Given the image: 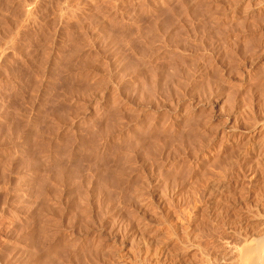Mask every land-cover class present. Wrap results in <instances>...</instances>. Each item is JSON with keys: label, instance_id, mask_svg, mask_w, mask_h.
<instances>
[{"label": "rangeland", "instance_id": "1", "mask_svg": "<svg viewBox=\"0 0 264 264\" xmlns=\"http://www.w3.org/2000/svg\"><path fill=\"white\" fill-rule=\"evenodd\" d=\"M262 121L264 0H0V264L218 259Z\"/></svg>", "mask_w": 264, "mask_h": 264}, {"label": "bare ground", "instance_id": "2", "mask_svg": "<svg viewBox=\"0 0 264 264\" xmlns=\"http://www.w3.org/2000/svg\"><path fill=\"white\" fill-rule=\"evenodd\" d=\"M43 1V0H42ZM86 2V1H85ZM79 3V2H78ZM81 3V2H80ZM83 3V1H82ZM79 6V5H78ZM84 9V8H83ZM72 12V11H71ZM63 20V19H62ZM189 45V44H188ZM164 47V46H163ZM196 48V47H195ZM180 52V51H179ZM183 52V51H182ZM189 52V51H188ZM172 54V53H171ZM170 57V56H169ZM177 59V58H176ZM175 61V60H173ZM188 61V60H187ZM249 63V62H248ZM205 64V63H204ZM180 67V66H179ZM249 67V66H248ZM207 68V67H206ZM91 69V68H90ZM186 70V69H185ZM95 71V70H94ZM89 72V71H88ZM156 72V71H155ZM176 72V71H175ZM182 72V71H181ZM179 73V72H178ZM194 73V72H193ZM150 74V73H149ZM86 76V75H85ZM140 76V75H139ZM150 78V77H149ZM134 79V78H133ZM146 80V79H145ZM157 80V78H156ZM160 80V79H159ZM135 81V80H134ZM179 81V80H178ZM188 82V81H187ZM159 83V82H158ZM194 83V82H193ZM186 85V84H185ZM117 86V84H116ZM181 89V88H180ZM221 89V88H220ZM123 94V93H122ZM126 96V95H125ZM113 98V97H112ZM126 98V97H125ZM108 99V98H107ZM127 99V98H126ZM118 100V99H117ZM113 103V102H112ZM119 104V102H118ZM110 106V105H109ZM249 107V106H248ZM244 108V107H243ZM230 113V112H229ZM224 114V113H223ZM243 114V113H242ZM227 116V115H226ZM236 119V118H235ZM150 121V120H149ZM258 121V120H257ZM253 123V122H252ZM255 123V122H254ZM258 123V122H257ZM251 124V123H250ZM252 125V124H251ZM254 125V124H253ZM244 126V125H243ZM248 126V125H247ZM122 127V126H121ZM229 128H231L230 126H228ZM107 128V127H106ZM233 128V127H232ZM250 130L248 131V134H250L251 136H257L259 133H261L262 131L264 132V121L256 124L254 126H250L248 127ZM235 129V128H234ZM244 129V128H243ZM232 131V130H231ZM246 131V133H247ZM126 132V131H125ZM152 132V131H151ZM240 132V131H239ZM243 132V131H242ZM214 133V132H213ZM228 133V132H227ZM232 133V132H231ZM244 133V132H243ZM230 134V133H229ZM235 134V133H234ZM224 135V134H223ZM238 135V133H237ZM264 135L261 134V136ZM239 136V135H238ZM116 137V136H115ZM226 137V136H225ZM237 137V136H236ZM248 137V136H247ZM264 137V136H263ZM263 137L261 138V140H259V143L258 145L256 146H252L251 144V149H250V154L252 153H257V156H259L260 158H264V139ZM238 138V137H237ZM236 138V139H237ZM260 136L256 139H259ZM250 139V138H248ZM246 139V141L248 140ZM252 139V138H251ZM256 139H254L256 141ZM209 140V139H208ZM253 140V139H252ZM251 140V141H252ZM209 142V141H208ZM248 142V141H247ZM246 143V142H245ZM253 143H256V142H253ZM207 144V143H206ZM254 145V144H253ZM241 146V145H240ZM250 147V146H249ZM241 150V149H240ZM248 152V151H247ZM245 152V153H247ZM243 155V154H242ZM262 156V157H261ZM257 158V157H256ZM255 159V158H254ZM259 159V158H258ZM260 160V159H259ZM257 162V160H256ZM255 162V163H256ZM251 163V162H250ZM259 164V163H258ZM261 164V163H260ZM58 165V164H57ZM232 165V164H231ZM230 165V166H231ZM241 165V164H240ZM250 165V164H249ZM59 168V167H58ZM65 168V167H64ZM240 168V167H238ZM256 168V167H255ZM254 168V170H255ZM257 169V168H256ZM235 170V169H234ZM241 170V169H239ZM238 170V171H239ZM252 170V169H251ZM250 170V171H251ZM258 170V169H257ZM256 170V171H257ZM255 171V172H256ZM55 173V172H54ZM254 175V173H253ZM216 176V175H215ZM233 176V175H232ZM240 176V175H239ZM237 176V177H239ZM235 177V178H237ZM254 177V176H253ZM53 178V177H52ZM234 178V179H235ZM252 178V176H251ZM217 180V179H216ZM254 180V179H253ZM72 181V180H71ZM222 181V179H221ZM216 182V181H215ZM218 182V181H217ZM231 182V181H229ZM254 183V182H253ZM257 183V181H256ZM234 184V182H233ZM261 184V183H260ZM230 185V184H229ZM32 186V185H31ZM219 186V185H217ZM248 186V184L246 185ZM229 186H225V187H220L221 191L223 189H226L228 188ZM262 187V186H260ZM244 188V187H243ZM229 189V188H228ZM240 189V188H239ZM245 189V188H244ZM213 190V188H212ZM216 190V189H215ZM219 190V191H220ZM243 190V189H242ZM247 190V189H246ZM253 190V189H252ZM218 191V192H219ZM240 191V190H239ZM258 191V190H257ZM56 192V191H55ZM90 192V191H89ZM154 192V191H153ZM213 192V191H212ZM259 192V191H258ZM256 192V193H258ZM226 193V192H225ZM233 193V192H232ZM227 194V193H226ZM229 194V193H228ZM254 194V193H253ZM259 195V198L258 200L260 201V207L263 208L264 210V188H261L260 189V192L258 193ZM66 195V194H65ZM224 196V194H223ZM222 196V197H223ZM137 197V196H136ZM221 198V197H219ZM225 198V197H224ZM17 199V198H16ZM242 199V198H241ZM255 199V198H254ZM234 200V199H233ZM144 201V200H143ZM233 202V201H232ZM255 202V201H254ZM219 203V202H218ZM256 203V202H255ZM258 203V202H257ZM256 203V204H257ZM249 204V203H248ZM32 205V204H31ZM79 205V204H78ZM218 205V204H217ZM255 205V204H254ZM17 206V205H16ZM240 207V206H238ZM248 207V206H247ZM251 207V206H250ZM255 207V206H254ZM241 208H244V207H241ZM260 208V209H261ZM37 209V208H36ZM246 211H244V219H246L247 222H251L250 225L252 226V229H255L254 227H256L255 225L258 226V228H256V230L258 229V231H251L252 229L250 228L249 232L248 231H243V230H238V231H232V234L230 235L231 237L228 236V238H231L230 240H225L223 242V245L221 246V250H219L220 252L218 256H220L218 259H213V261H208L206 258H204L206 261L205 264H264V212L263 213H260V212H254V211H251V210H247V208H245ZM257 209V207L255 208V210ZM243 211V210H242ZM241 211V212H242ZM262 211V210H260ZM14 213V212H13ZM218 216V215H217ZM216 216V217H217ZM235 216V215H234ZM233 219V218H232ZM230 220V219H229ZM239 219L236 220V222L238 221ZM185 221V220H184ZM244 221V220H243ZM232 222H234L232 220ZM231 222V223H232ZM235 222V223H236ZM240 221L237 222V224L239 223ZM242 222V220H241ZM227 223V222H226ZM234 223V224H235ZM245 223V222H244ZM253 223V224H252ZM233 224V223H232ZM231 224V225H232ZM236 224V225H237ZM229 225V224H228ZM240 225V223H239ZM245 225V224H244ZM248 224V226H250ZM254 225V227H253ZM225 226V225H224ZM227 226V224H226ZM250 226V227H251ZM144 227V226H143ZM189 227V226H188ZM219 228V227H218ZM234 228V227H233ZM243 228V227H242ZM222 229V228H221ZM227 229V228H226ZM143 230V229H142ZM183 230V229H182ZM245 230V228H244ZM255 231V232H254ZM260 231V232H259ZM185 232V231H184ZM259 232V233H258ZM228 233V232H227ZM224 234V233H223ZM227 235V234H225ZM200 237V236H199ZM218 238V237H217ZM223 240V239H222ZM219 241V240H218ZM155 243V242H154ZM203 245V244H202ZM221 244H219L220 246ZM199 246V245H198ZM202 247V246H201ZM200 247V248H201ZM216 247V246H215ZM218 247V245H217ZM190 248V247H189ZM197 249V248H196ZM204 249V248H203ZM186 250V249H185ZM188 250V249H187ZM218 250V249H217ZM197 251V250H196ZM204 251V250H203ZM202 251V252H203ZM87 255V254H86ZM208 255V254H207ZM217 256V257H218ZM215 257V256H214ZM200 259V258H199ZM212 259V258H211ZM203 262V261H202Z\"/></svg>", "mask_w": 264, "mask_h": 264}]
</instances>
